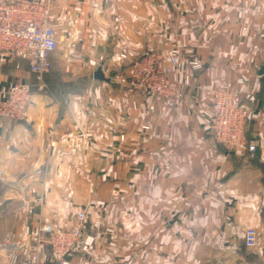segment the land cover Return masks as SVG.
Wrapping results in <instances>:
<instances>
[{
	"label": "crops",
	"instance_id": "0c3cea01",
	"mask_svg": "<svg viewBox=\"0 0 264 264\" xmlns=\"http://www.w3.org/2000/svg\"><path fill=\"white\" fill-rule=\"evenodd\" d=\"M51 13L46 88H33L24 119L0 118V264L7 250L16 264H57L40 226L66 229L78 211L69 264H264V0H54ZM152 50L164 64L177 54L179 76L190 74L182 105L149 109L92 76L99 56L106 75ZM1 58L0 92L35 83L26 57ZM224 88L254 96L252 156L207 132L201 103ZM248 227L257 247L244 244Z\"/></svg>",
	"mask_w": 264,
	"mask_h": 264
},
{
	"label": "built area",
	"instance_id": "2783aa9c",
	"mask_svg": "<svg viewBox=\"0 0 264 264\" xmlns=\"http://www.w3.org/2000/svg\"><path fill=\"white\" fill-rule=\"evenodd\" d=\"M53 1L0 0V61L2 56L26 57L29 60V71L35 78L34 84L13 82L0 92V118L7 121L24 119L33 90L43 91L46 88L44 77L50 70V57L57 47L54 17L51 13ZM102 59L99 56L95 60L100 67ZM179 62V56L173 54L169 63L164 64L160 52L152 50L134 59L128 70L115 71L105 76L112 83L144 95L149 100V109L162 101L178 107L182 105L184 90L191 82L189 73L179 76ZM186 63L191 71L202 68V61L196 57L187 59ZM237 82L241 83L242 79ZM246 101H254V96L242 97L240 91L234 88L216 89L210 91L208 99L201 103V108L207 112V132L215 143L227 152L252 156L256 146L246 135ZM141 127L147 129L148 125L142 124ZM84 219L83 211H78L66 229H55L50 223L40 226L42 241L49 246L57 264H69L68 255L81 235ZM244 244L250 248L260 244L254 228L245 229ZM16 263L17 255L7 250L6 264Z\"/></svg>",
	"mask_w": 264,
	"mask_h": 264
},
{
	"label": "trees",
	"instance_id": "16d2710c",
	"mask_svg": "<svg viewBox=\"0 0 264 264\" xmlns=\"http://www.w3.org/2000/svg\"><path fill=\"white\" fill-rule=\"evenodd\" d=\"M16 57H19V56H16ZM49 71L46 73V75L49 73ZM89 80H90V76L87 78L82 76V77H78V78H75V79L68 81V91H73V90L79 89L80 86L82 87L85 84H87L89 82Z\"/></svg>",
	"mask_w": 264,
	"mask_h": 264
},
{
	"label": "water",
	"instance_id": "95a60500",
	"mask_svg": "<svg viewBox=\"0 0 264 264\" xmlns=\"http://www.w3.org/2000/svg\"><path fill=\"white\" fill-rule=\"evenodd\" d=\"M259 72H262V69L259 70ZM92 76L94 79H100V80H108V78L105 76L102 68L98 66L92 73Z\"/></svg>",
	"mask_w": 264,
	"mask_h": 264
}]
</instances>
